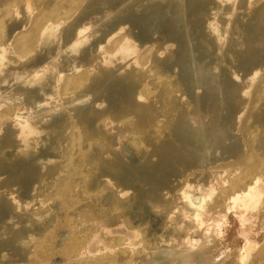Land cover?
<instances>
[{
    "label": "rangeland",
    "instance_id": "1",
    "mask_svg": "<svg viewBox=\"0 0 264 264\" xmlns=\"http://www.w3.org/2000/svg\"><path fill=\"white\" fill-rule=\"evenodd\" d=\"M263 146L264 0H0V264H264ZM87 205L118 233L81 252Z\"/></svg>",
    "mask_w": 264,
    "mask_h": 264
},
{
    "label": "bare ground",
    "instance_id": "2",
    "mask_svg": "<svg viewBox=\"0 0 264 264\" xmlns=\"http://www.w3.org/2000/svg\"><path fill=\"white\" fill-rule=\"evenodd\" d=\"M62 24V23H61ZM218 34V33H217ZM78 35V34H77ZM219 36V35H218ZM76 40V39H75ZM80 40L82 41V38L80 37ZM76 42H77V40H76ZM73 43V42H72ZM79 43V42H78ZM72 45H74V43L72 44ZM224 46V45H223ZM223 51L224 50H222V53H223ZM222 55V54H221ZM43 56V55H42ZM221 58H222V56H220ZM92 67V66H91ZM119 68V67H118ZM117 69V68H116ZM219 71V70H218ZM218 77H219V75H218ZM130 79V78H129ZM219 80V79H218ZM31 96V95H30ZM79 96V95H78ZM29 99V98H28ZM32 101V100H31ZM81 101H83V100H81ZM78 103H80V100H79V102ZM76 104V103H75ZM255 104V103H254ZM262 104V103H261ZM246 105H248V104H246ZM259 106V105H258ZM257 107V106H256ZM27 108V107H26ZM88 108V107H87ZM30 110V109H29ZM88 110H89V108H88ZM164 110V109H163ZM21 111H25V109H23V110H21ZM32 111V110H31ZM167 111V110H166ZM30 112V111H29ZM33 112V111H32ZM164 112V111H163ZM21 113V112H20ZM197 113H199V112H197ZM196 114V113H195ZM166 115H167V113H166ZM165 115V116H166ZM194 115V114H193ZM192 115V116H193ZM200 115H201V113H200ZM200 115L198 114V116L200 117ZM242 113H241V117H242ZM163 116H164V114H163ZM192 116L190 115V117L188 116L187 117V119H188V121L186 122L187 124H189L191 121H193V118H192ZM196 116V115H195ZM198 116H196L197 117V120H198ZM17 117V116H16ZM18 117H22V116H18ZM20 118H17L18 120V122H16V124L15 125H18V129H17V132H16V140H15V142H14V144H13V146H15L14 148H15V151L16 150H18L19 149V147H22V146H30L31 147V149H33L34 148V145L36 144V142H37V140H38V135H37V133L33 130V128L30 126V125H32V124H30V122H29V120H27V116H26V120H22V118L20 119ZM240 118V117H239ZM24 119H25V117H24ZM201 119V118H200ZM185 120V119H184ZM220 120V119H219ZM15 121H16V119H15ZM32 121V120H31ZM109 121L110 122H112L110 119H109ZM132 121V120H131ZM156 121V120H155ZM162 121V120H161ZM199 121V120H198ZM202 121V120H201ZM119 122V121H118ZM129 122V121H128ZM241 122H242V120H241ZM35 123V122H34ZM33 123V124H34ZM115 123V122H114ZM131 123V122H130ZM155 123V122H154ZM157 123V122H156ZM202 123V122H201ZM101 124H103V123H101ZM112 123H110V125L108 126V128H110V131L113 133V138H116V139H118V137H120L119 136V130H117V127L114 125V124H112ZM119 124H121L120 122H119ZM131 124H133V122L131 123ZM130 124V125H131ZM262 124V123H261ZM118 125V124H117ZM122 125V124H121ZM158 125V124H157ZM200 125V124H199ZM202 126H203V124H201ZM243 125V124H242ZM248 125V124H247ZM33 126V125H32ZM118 126H120V125H118ZM198 126V125H197ZM103 127V126H102ZM262 127V126H261ZM261 127H259L261 130H262V128ZM104 128L105 127H103V130H104ZM123 128V127H122ZM121 128V129H122ZM182 128V127H181ZM203 128V127H202ZM119 129V128H118ZM248 129V128H247ZM253 129H255V128H253ZM107 130V129H106ZM182 131H183V129H181ZM201 130H203V129H201ZM219 130V129H218ZM246 130V129H245ZM134 131V130H133ZM151 131H153V130H151ZM191 131H193V133H194V131L195 130H191ZM244 131V130H243ZM256 131V130H255ZM107 132V131H106ZM120 132H121V130H120ZM123 132V131H122ZM184 132V131H183ZM186 132V131H185ZM246 132V131H245ZM108 133V132H107ZM135 133V132H134ZM203 133V132H202ZM206 133V132H205ZM251 133V132H250ZM58 134H59V132H58ZM137 135H138V133H136ZM140 134V133H139ZM258 135H260V133H257ZM110 135L112 136V134L110 133ZM125 135V134H124ZM185 135V134H184ZM243 135V134H242ZM257 135V136H258ZM85 136V135H84ZM140 136H141V134H140ZM160 135H158V137H157V139L155 140V142H156V144L158 145V144H160V142L162 141V138L161 137H159ZM214 137V136H213ZM243 138V137H242ZM257 139V138H256ZM262 140V139H261ZM190 141V140H189ZM9 142V141H8ZM8 142H7V144L6 145H8ZM93 142H95V141H93ZM116 142H117V140H116ZM252 142V141H251ZM250 141H249V143H251ZM97 143V142H96ZM188 143H191V142H188ZM12 144V143H11ZM11 144H9V145H11ZM118 144V143H117ZM195 144V143H194ZM5 145V146H6ZM104 145V144H103ZM113 145V144H112ZM111 146V145H110ZM118 146V145H117ZM116 147V146H115ZM114 147V148H115ZM169 147V146H168ZM264 147V146H263ZM3 148H5V147H3ZM14 148L10 151L11 152V154H6V155H3V157L0 159V163L1 162H5V161H8L9 159H10V157H11V155H12V153H13V150H14ZM113 148V149H114ZM257 148V147H256ZM244 149V148H243ZM249 149V148H248ZM171 150H172V148H171ZM174 150V149H173ZM197 150V149H196ZM113 152V151H112ZM260 152V151H259ZM114 153H115V150H114ZM107 154V153H106ZM118 154V153H117ZM117 154H116V156H117ZM63 156V155H62ZM112 156V155H111ZM37 157H42V154H40V155H37ZM109 157V156H108ZM167 157H168V155H167ZM170 157V156H169ZM106 158V157H105ZM118 158V157H117ZM114 159V158H113ZM159 159V158H158ZM168 160V159H167ZM172 160V159H171ZM261 164H262V162H259V161H254L253 163H252V166H249L250 168L251 167H253V166H257V167H259V166H261ZM84 165H86V164H83V166ZM223 165H225V164H223ZM87 166V165H86ZM85 166V167H86ZM89 166V165H88ZM212 167V166H211ZM248 169L249 170V172H248V176H250V177H253L254 176V174H249L250 173V171H251V169ZM81 169V168H80ZM117 170V169H116ZM214 171V170H213ZM211 172H212V170H211ZM257 172V171H256ZM214 173H216V172H214ZM202 174V173H201ZM245 174V173H244ZM219 175H222L221 173H219ZM75 178V177H74ZM215 178V177H214ZM216 178H219L218 176L216 177ZM78 179H79V177H78ZM239 180H240V178H239ZM254 179H252L248 184L246 183V185H244V184H242V181H239L238 183H236L234 186V189L236 190L235 192L233 191V189L231 190V192H234L233 193V195L235 196L234 197V199L235 198H237L236 200H235V202H237V200L239 201V200H243V199H248V200H250L251 198H253V200H255L254 199V197L255 196H257L258 195V192H260V191H262V190H264V188H262V187H259V184H260V182H258L259 180H260V178H259V180L258 179H255L254 181H253ZM49 181V180H48ZM238 181V180H237ZM256 182H258V187H257V184H256ZM263 184V183H262ZM260 186H261V184H260ZM256 187V188H255ZM263 187H264V185H263ZM256 190H255V189ZM262 190H261V189ZM77 189V188H76ZM121 189V188H120ZM257 189H259L258 191H257ZM122 190V189H121ZM254 190L255 191H257L256 193H257V195H256V193L254 192ZM80 192V191H79ZM182 193H183V190H182ZM185 193V192H184ZM122 194V193H121ZM238 194H240V195H242V196H240V195H238ZM254 194V195H253ZM181 195V194H180ZM184 195V194H183ZM183 195H182V197H183ZM89 197H90V195H89ZM184 199H185V201H184ZM184 199H183V202H185V205H183V203H182V205L184 206V207H182L183 209H181L182 211V215H185V216H187L188 218H189V220L191 221H193L191 224L193 225V224H195V226L198 228V226H199V228H200V226L201 227H203V225L205 224L206 225V223L207 222H203V217H204V206H205V197H203V196H201V197H193V196H191L190 194L188 195V193L187 194H185V196H184ZM78 200V199H77ZM84 200V199H83ZM82 200V201H83ZM79 201V200H78ZM81 201V200H80ZM241 201H239V202H241ZM245 202V204H246V202L247 201H244ZM95 203H97V202H95ZM243 203V202H242ZM82 204H84V203H82ZM85 204H86V202H85ZM234 204V203H233ZM89 205H91V204H89ZM99 205H100V203H99ZM181 205V204H180ZM85 206V205H84ZM93 206V205H92ZM96 206V205H95ZM94 206V207H95ZM78 207V206H77ZM207 207V206H206ZM90 208H92V207H90V206H86V207H84V208H82V210L80 209V208H78L79 209V211H81V215H82V218H83V222L82 223H85V222H87V219H90L91 221L90 222H88L89 224L92 222V225H93V227L91 226V225H89V226H91V228H86V227H84V225L83 226H81L80 225V227H84V231H86V238L87 239H85V241H83L82 242V244L80 245L81 246V252H92V251H94L95 249H96V247L98 246V244H101V242H102V240H101V238H100V236L98 235V233L100 232V230L103 228L105 231H106V233L108 234V235H110V236H112L113 234H117L118 232H116V230H115V226L114 227H112V226H107V225H105V224H101L102 223V221L100 222V223H95L94 221L95 220H92V216H93V211L90 209ZM97 208V207H96ZM178 208V207H177ZM93 209V208H92ZM178 209H180V206H179V208ZM76 211V210H75ZM178 212V211H177ZM78 213V212H77ZM77 213H76V215H77ZM80 213V212H79ZM175 213V212H174ZM178 214H179V212H178ZM181 214V213H180ZM179 214V215H180ZM247 214V213H246ZM78 215H80V214H78ZM207 215H208V213H207ZM184 216V217H185ZM180 217V216H179ZM182 217V216H181ZM207 217H210V216H207ZM186 218V217H185ZM187 218V219H188ZM187 219H185V220H187ZM108 220V219H107ZM206 220H207V218H206ZM85 221V222H84ZM105 222V221H104ZM87 223V224H88ZM112 223V222H111ZM190 224V223H189ZM117 225V224H116ZM211 226V225H210ZM77 229H78V227H76ZM204 228H205V226H204ZM187 229H189V228H187ZM80 230H82L81 228H80ZM104 230H101V231H104ZM200 230H201V228H200ZM77 231V230H76ZM104 231V232H105ZM98 232V233H97ZM103 232V233H104ZM211 233L210 234H212V232L213 231H210ZM83 233V232H82ZM204 233H206L207 234V232H205L204 231ZM206 234L204 235V237H202V238H200V239H198V240H196V239H192V238H187L188 240L186 241L187 243L186 244H179V243H177V245H180V246H177L178 248H176V247H174V248H176V250H180V253H179V258H180V263L181 264H194L195 263V255L198 253V251H199V248H201V246H203V244L202 243H204L205 241H206ZM209 234V233H208ZM209 234V235H210ZM209 235H207V237L209 236ZM219 236H221V234H218ZM115 236V235H114ZM114 236H112V237H114ZM117 236H119V235H117ZM210 237V236H209ZM116 238V237H115ZM112 239V238H111ZM112 246V245H111ZM172 246H171V248H173ZM180 247V248H179ZM175 250V251H176ZM178 252V251H177ZM177 263V262H176Z\"/></svg>",
    "mask_w": 264,
    "mask_h": 264
}]
</instances>
